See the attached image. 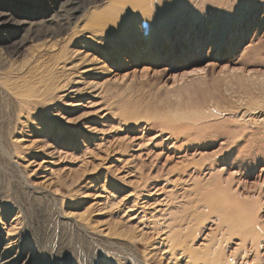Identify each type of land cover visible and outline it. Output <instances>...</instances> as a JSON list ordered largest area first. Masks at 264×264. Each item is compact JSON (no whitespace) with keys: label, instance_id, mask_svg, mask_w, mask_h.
<instances>
[{"label":"rangeland","instance_id":"374dc122","mask_svg":"<svg viewBox=\"0 0 264 264\" xmlns=\"http://www.w3.org/2000/svg\"><path fill=\"white\" fill-rule=\"evenodd\" d=\"M67 3L0 0V264H264V0Z\"/></svg>","mask_w":264,"mask_h":264},{"label":"bare ground","instance_id":"6f19581e","mask_svg":"<svg viewBox=\"0 0 264 264\" xmlns=\"http://www.w3.org/2000/svg\"><path fill=\"white\" fill-rule=\"evenodd\" d=\"M67 9L65 8V13L59 18L60 22L68 23L66 27L70 26V22L75 19L76 14L78 11H81L82 5L80 3V0H68L67 3ZM7 8V7H6ZM12 11L10 10H4L0 12V27H4L5 29L14 27L15 31L23 30L25 29V23L28 24V21H12L10 22V19L8 16H12ZM14 24V25H13ZM18 44V42H15ZM78 82V81H76ZM71 91L73 93H80L78 83H75L70 86Z\"/></svg>","mask_w":264,"mask_h":264}]
</instances>
